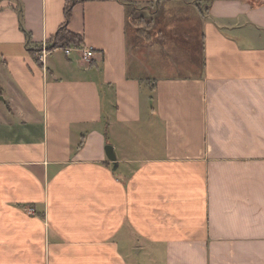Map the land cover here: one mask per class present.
<instances>
[{
  "label": "crops",
  "instance_id": "0c3cea01",
  "mask_svg": "<svg viewBox=\"0 0 264 264\" xmlns=\"http://www.w3.org/2000/svg\"><path fill=\"white\" fill-rule=\"evenodd\" d=\"M64 4L0 0V264H264V0Z\"/></svg>",
  "mask_w": 264,
  "mask_h": 264
},
{
  "label": "trees",
  "instance_id": "16d2710c",
  "mask_svg": "<svg viewBox=\"0 0 264 264\" xmlns=\"http://www.w3.org/2000/svg\"><path fill=\"white\" fill-rule=\"evenodd\" d=\"M76 0H65V4H64V21L62 23V25H60L59 29L57 30V32L55 33L54 37L52 38V41L49 42V44H47V48H54L56 46H63V47H67L70 45H76L79 46L80 44H82V38L67 29V22L72 14V8H73V4L75 3ZM142 19H139L135 22L136 25H142L144 28L139 29L138 33L142 34H146V25L149 24V22H143Z\"/></svg>",
  "mask_w": 264,
  "mask_h": 264
},
{
  "label": "built area",
  "instance_id": "2783aa9c",
  "mask_svg": "<svg viewBox=\"0 0 264 264\" xmlns=\"http://www.w3.org/2000/svg\"><path fill=\"white\" fill-rule=\"evenodd\" d=\"M46 49H47L46 46L43 45L42 49L38 53L39 60H41V61H44L45 60V57H46ZM71 49H72V46L64 47L65 53H68ZM92 55H93V49H91V48H85V49H83V58L88 59ZM24 209L29 214H37L36 213V208L33 205H27V206H25Z\"/></svg>",
  "mask_w": 264,
  "mask_h": 264
},
{
  "label": "water",
  "instance_id": "95a60500",
  "mask_svg": "<svg viewBox=\"0 0 264 264\" xmlns=\"http://www.w3.org/2000/svg\"><path fill=\"white\" fill-rule=\"evenodd\" d=\"M105 150H106V154H107L108 158L110 160H112L113 162H115L116 161V154L114 152V149H113L112 145L111 144H107L105 146Z\"/></svg>",
  "mask_w": 264,
  "mask_h": 264
}]
</instances>
